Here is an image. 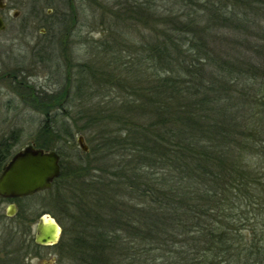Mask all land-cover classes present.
<instances>
[{
	"label": "trees",
	"instance_id": "16d2710c",
	"mask_svg": "<svg viewBox=\"0 0 264 264\" xmlns=\"http://www.w3.org/2000/svg\"><path fill=\"white\" fill-rule=\"evenodd\" d=\"M133 1L111 16L115 26L127 17L146 31L136 30L137 52L117 56L108 46L107 62L78 71L85 75L73 97L84 90L92 101L86 124L101 113V139L81 156L101 149V175L90 176L83 198L60 163L42 191L54 190L61 204L52 247L75 264H264V0ZM91 79L105 83L101 101ZM61 97L66 89L52 102ZM54 120L42 126L46 139L58 131ZM46 139L35 145L46 149ZM11 146L0 139V165ZM87 161L76 175L88 172ZM15 233L12 256L23 249Z\"/></svg>",
	"mask_w": 264,
	"mask_h": 264
},
{
	"label": "rangeland",
	"instance_id": "374dc122",
	"mask_svg": "<svg viewBox=\"0 0 264 264\" xmlns=\"http://www.w3.org/2000/svg\"><path fill=\"white\" fill-rule=\"evenodd\" d=\"M124 1L128 4H123ZM132 1L71 0L70 3L66 0L0 1V4L6 5V11L0 10L4 24V29L0 30V139H10L12 142L10 154H13L28 143L35 144L39 138L46 139L42 126L48 124L51 126L55 118L58 131L51 132L49 136L51 139H46V149L53 148L59 153L60 163L64 164L65 169L72 171L73 179L76 177L72 183L76 185L74 194L83 198L81 190L83 191L82 188L89 182L90 176L101 175L100 171L95 170L97 166L101 167V149L88 157L82 154V157L83 152L78 147L76 139L82 136V142L88 149L92 139L94 141L101 139V113L95 115L97 123L94 124L91 120L90 125L86 124L88 121L86 113H89L87 111L90 110L89 105L92 101H87V92L84 90L81 91L82 99L77 100L73 97L78 84L76 80L82 74L85 75L78 71L82 64L91 60L96 62L97 67H101V61L107 62L108 46H117L115 48L117 56L127 55L131 51L137 52L142 37H138L136 30H143L142 27L130 23L127 17L120 20L121 22L117 21L115 26L111 16L112 9L115 7L123 9L125 6L129 8V2ZM116 2L118 7L111 6ZM14 12L17 13L16 16H13ZM122 22L124 23L121 25ZM107 27H110L111 31L104 39L102 36L107 32ZM122 31L129 32L131 37L123 39ZM132 43L136 45L134 49L128 46ZM122 46L125 51L120 52L119 48ZM141 66L147 67V73L155 71L151 63L143 62ZM100 82L91 79V88L94 89L97 99L101 98V92L108 93L105 83H102L101 88ZM64 89L67 90L68 97L66 99L61 97L58 101L52 102L53 97L58 96ZM114 89L109 91L116 95ZM33 97L48 109L35 105ZM99 106L101 109V102ZM259 117L260 114L256 119ZM259 122L256 120L255 123L260 124ZM86 161L90 164L88 172L76 175L79 167L82 166L84 170ZM41 193L18 201L20 206L25 208V213L21 215L15 213L12 217H7L6 203H0V264H4L5 261V264H11V257L23 261L24 264H75L55 247H34L31 243L38 215L52 216L53 211L61 206L54 197L56 196L54 190ZM19 204L16 203L17 210ZM9 231L16 232L15 240L19 241L21 237L23 241V249L18 242L19 250L13 256L11 251L15 250L16 245L10 239ZM25 231L29 234L26 235ZM24 237L28 242L23 240Z\"/></svg>",
	"mask_w": 264,
	"mask_h": 264
},
{
	"label": "water",
	"instance_id": "95a60500",
	"mask_svg": "<svg viewBox=\"0 0 264 264\" xmlns=\"http://www.w3.org/2000/svg\"><path fill=\"white\" fill-rule=\"evenodd\" d=\"M1 1V0H0ZM1 6V5H0ZM17 13L14 12L13 16ZM4 29L0 17V30ZM83 137L78 136L76 142L82 152H87ZM60 175L59 155L55 150H47L29 143L13 155L2 167L0 172V198H21L47 190L54 179ZM15 213L14 205L7 207L6 214ZM61 228L49 214L39 216L34 242L37 245L51 246L57 243Z\"/></svg>",
	"mask_w": 264,
	"mask_h": 264
},
{
	"label": "flooded vegetation",
	"instance_id": "af4514ba",
	"mask_svg": "<svg viewBox=\"0 0 264 264\" xmlns=\"http://www.w3.org/2000/svg\"><path fill=\"white\" fill-rule=\"evenodd\" d=\"M1 6H0V10H5L6 9V5L4 4V3H1L0 4ZM8 10V9H7ZM10 10V9H9ZM6 11V10H5ZM1 20H3V18H1ZM5 163H2L1 165H0V171H1V169H2V167H3V165H4ZM16 199L17 198H14V199H4V198H0V203H3V202H5L6 203V210H7V207L9 206V205H11V204H13L14 205V208H15V213H17V206H16ZM5 215L7 216V217H9L7 214H6V212H5Z\"/></svg>",
	"mask_w": 264,
	"mask_h": 264
}]
</instances>
